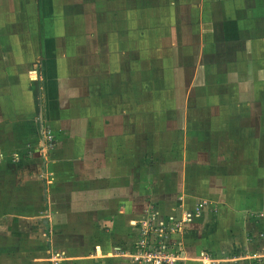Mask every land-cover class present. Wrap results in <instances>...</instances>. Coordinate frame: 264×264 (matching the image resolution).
<instances>
[{
  "label": "rangeland",
  "instance_id": "374dc122",
  "mask_svg": "<svg viewBox=\"0 0 264 264\" xmlns=\"http://www.w3.org/2000/svg\"><path fill=\"white\" fill-rule=\"evenodd\" d=\"M13 5L0 2V7L9 10H13ZM222 6L223 15L239 13L236 32L242 39L238 45L233 42L237 35L230 38L231 52L228 51L226 57H238L233 52L236 49L247 59L248 69L229 78L240 82L245 96L257 95L264 102V0H224L219 9ZM0 14L3 15L1 11ZM12 23L13 18L0 16L1 31L11 28ZM22 26L14 30H22L17 37L27 43L30 35L25 33L30 30ZM9 53L13 58L14 51ZM22 55L25 61L19 72L0 64V264H97L96 245H112L114 227L109 222L119 209L128 212V199L132 201L135 220L143 221L156 213L155 221H158L157 218L175 213L180 179H186L184 183L181 180L184 189H199L196 174L193 186L187 175V168L193 163H185L186 157L188 161L194 156L193 149L201 152L197 155L199 159L206 160L212 151L216 159L230 157L228 149L231 152L240 146V162L230 170L237 175L256 177L239 186L257 184V187L262 186L264 193V116L259 146L238 145L236 139L224 140L223 136L219 141H211L212 134L211 139H207L199 133L202 143L186 149L181 146V140L186 138L184 130H168L169 123L164 122L166 108L173 100L157 93L144 95L145 74L132 75L135 82H131L127 99L123 90L131 84L119 83L116 89L117 86L107 83L105 89L101 85L96 88L80 80V68L74 67L66 68L67 79L64 76L57 82L56 66H50L49 70L43 54L37 58L32 52L23 51ZM238 65L242 69L241 64ZM223 69L225 67L218 68L219 74ZM165 72L156 70L150 74L157 80L161 77L159 73L165 75ZM166 74L169 77L168 71ZM6 75L12 79H6ZM14 75L24 82L13 81ZM204 76L207 78V74ZM229 78L222 79L228 82ZM209 81H205L208 84L204 90L200 89L202 92L212 96L223 91V87ZM170 83H166V87ZM110 89L114 90L110 92ZM199 102L205 103L206 99L201 96ZM124 108H129L126 111L129 115H124ZM196 108L198 110L192 111L190 119L201 122L202 116L196 117L201 109ZM198 170L200 177L204 171ZM161 173L167 174L166 179ZM222 185V180L213 182V192ZM62 189L70 190L64 196L66 202H61L59 212L51 213L50 192ZM192 195L189 197H201ZM222 195L220 192L219 197ZM254 202L264 207V196L257 197ZM204 210L195 211L191 216L185 239L193 233L200 234L201 227L197 223L204 220L201 216ZM51 214L55 215L52 221ZM255 215L262 217L263 222L255 240L233 245L218 241L217 250H212L214 244L182 245L188 252L184 264H204L203 254L209 257L207 264H264V208ZM101 219L106 223L98 228L96 224ZM114 233H122L121 239L123 230L118 228Z\"/></svg>",
  "mask_w": 264,
  "mask_h": 264
},
{
  "label": "crops",
  "instance_id": "0c3cea01",
  "mask_svg": "<svg viewBox=\"0 0 264 264\" xmlns=\"http://www.w3.org/2000/svg\"><path fill=\"white\" fill-rule=\"evenodd\" d=\"M223 1L0 0L1 5L4 2L5 5L14 4L13 10L5 6L0 7L3 14H0L1 17L14 19V23L9 26L11 28H7L5 32L0 29V64L19 72L25 61L23 51L32 52L37 58L43 54L49 70L50 66H56L57 82L64 76L67 79L66 68L74 67L80 68V80L84 79L96 88L101 85L102 89L107 88L108 84L117 86L116 89L119 83L129 86L131 82H135L132 75L137 72L145 74L144 95L157 93L160 97L164 96V99L173 100V104L166 108L164 122L169 123V127L166 126L168 130L175 132L184 130L186 138L181 140L183 143L181 146L186 149L191 146L198 147L202 143L198 134L203 133L207 139H211L212 134L211 141H219L222 136L224 140L232 137L237 140L238 145L242 143V146L256 147L260 144L263 129L264 102L257 95L245 96L240 82L229 78L247 72L248 69L247 59L239 55L236 49H233V52L238 57L232 56V59L226 57L228 51L231 52L230 38L237 35L233 42L238 45L242 39L236 32L240 24V15L239 13H234L233 16L223 15V6L222 9L218 7ZM22 25L30 30L29 33L26 30L27 33L24 32L30 35L26 39L29 41L27 43L17 37L23 31L14 30L21 29ZM13 37L15 38L11 42ZM10 51L15 53L13 58L10 56ZM255 60L254 58L253 61ZM238 63L241 64L242 69L239 68ZM220 67H225L221 71L222 74L220 73L221 76L218 72ZM156 70L166 71L165 75L159 73L161 77L157 80L153 79L150 73ZM204 74H207V78ZM16 76L14 75L13 81L19 79L24 82ZM223 77L229 78L230 81H224ZM6 79L12 78L6 75ZM208 79L209 83L215 82L217 86L223 87V91L212 96L202 92L200 89L206 88L208 82L205 81ZM220 79L223 81L222 84H219ZM168 82L171 83L166 87ZM203 83L205 84L201 88ZM131 87L132 84L123 90L127 94V99L128 89ZM113 90L110 89V92ZM201 96L206 99L205 103L199 102ZM196 107L201 109V113L196 116H202L201 122L195 118L190 119L192 111L198 110ZM128 109L122 110L124 115H129L126 112ZM190 136H192L191 142ZM238 148L240 146L231 152L228 149L230 157L225 155L228 157L216 159L212 151L208 155L209 158L203 160L197 156L201 152L195 149H193L194 156L188 161L186 157L185 163H193L191 168H187L190 186L199 179L196 184L199 189L197 191L184 189L181 187V180L183 182L185 178L180 179L176 192L178 198L174 204L175 213H168L169 215L163 216L162 219L157 218L159 222L162 220L164 223L169 219L171 221L186 219L184 225L187 228V223L192 222L193 213L205 209L201 215L204 220L197 223V226L201 227L200 234L193 233L191 237L185 239L184 230L180 239L182 245L194 244L199 247V245L214 244L211 246L212 250L213 248L217 250L218 241H221L219 244L228 242L233 245L239 241L248 243L255 240L254 237L262 226V217L255 214L260 213L264 207L254 201L257 197L264 196V193L262 186L257 187V184L239 186L256 177L249 174L237 175L230 170V167L237 166L240 162ZM200 168L204 174L199 177L197 172ZM216 169L222 171L217 172ZM252 170L255 172V169ZM160 176L166 179L167 174L161 173ZM216 180H222L224 185L214 193L212 185ZM220 192L223 194L222 197H219ZM68 193L70 190L67 189L50 192L51 213L59 212L63 205L61 202H66L64 196ZM192 194L201 197H189L193 196ZM127 203L128 212L119 209L113 220L109 222V225L114 227L111 235L112 245L105 243L96 245L95 263L132 264L129 254L138 238L135 223L139 220H135L133 216L132 201L128 199ZM144 215L146 216V213ZM156 215L152 213L145 218H155ZM219 217L222 220H218ZM54 218L55 215L51 214L50 221ZM102 220L96 224L98 228L105 225L106 222ZM118 228L123 230L121 239L122 233L120 235L114 233ZM183 251L187 257L188 252Z\"/></svg>",
  "mask_w": 264,
  "mask_h": 264
},
{
  "label": "built area",
  "instance_id": "2783aa9c",
  "mask_svg": "<svg viewBox=\"0 0 264 264\" xmlns=\"http://www.w3.org/2000/svg\"><path fill=\"white\" fill-rule=\"evenodd\" d=\"M52 137L50 134L48 139L51 141ZM155 219L152 217L150 220L135 223L138 238L136 246L129 254L132 264H184L187 257L180 239L186 229L184 225L186 219L180 221L169 219L165 223L157 222ZM203 255L204 264H207L209 257Z\"/></svg>",
  "mask_w": 264,
  "mask_h": 264
}]
</instances>
